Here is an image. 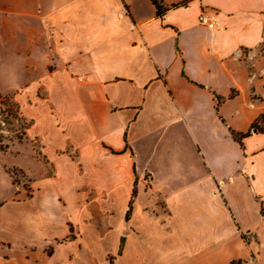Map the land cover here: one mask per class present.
<instances>
[{"label":"crops","instance_id":"obj_1","mask_svg":"<svg viewBox=\"0 0 264 264\" xmlns=\"http://www.w3.org/2000/svg\"><path fill=\"white\" fill-rule=\"evenodd\" d=\"M160 1L159 17L151 0H0V84L32 66L28 137L52 163L105 166L118 256L127 239L162 264H264V207L227 196L264 198V130L229 133L264 114V0ZM134 187L165 213L137 201L126 235L112 219Z\"/></svg>","mask_w":264,"mask_h":264},{"label":"rangeland","instance_id":"obj_2","mask_svg":"<svg viewBox=\"0 0 264 264\" xmlns=\"http://www.w3.org/2000/svg\"><path fill=\"white\" fill-rule=\"evenodd\" d=\"M263 50L253 61L264 64ZM25 67L32 78L38 77L32 66ZM32 78L18 86L0 84V264H162L140 259L141 249L155 254V247L127 239L118 256L119 243L111 237V216L117 215L111 213V180L100 174L107 171L105 166L52 163L37 140L28 137L26 97ZM229 191L227 196L238 206L263 210L264 198L250 197L244 187ZM133 193L125 203V212L130 209L126 223L123 217L112 219L124 226L126 235L139 199L136 187ZM138 203L151 217L165 213L162 199L145 196ZM260 253L264 255V245Z\"/></svg>","mask_w":264,"mask_h":264},{"label":"trees","instance_id":"obj_3","mask_svg":"<svg viewBox=\"0 0 264 264\" xmlns=\"http://www.w3.org/2000/svg\"><path fill=\"white\" fill-rule=\"evenodd\" d=\"M152 4L154 5L155 9H156V12H157V15L160 17L162 16L163 12L165 11L163 6H162V3L160 0H151ZM264 123V114L263 115H260L256 121L251 125L250 129L248 132L246 133H238L232 129H229V133L233 139V141H235L236 143L239 144L240 147L243 146L242 144V140L246 137H248L250 135V133L252 131H257V132H260L262 130H264V128H260V124H263ZM134 194V193H133ZM134 197V196H133ZM130 212V209L127 211L126 213V217L125 219L128 220V213ZM122 243H123V239L121 240V245H120V249H119V254L122 250Z\"/></svg>","mask_w":264,"mask_h":264},{"label":"built area","instance_id":"obj_4","mask_svg":"<svg viewBox=\"0 0 264 264\" xmlns=\"http://www.w3.org/2000/svg\"><path fill=\"white\" fill-rule=\"evenodd\" d=\"M198 23L200 25L206 26L209 29H211L213 27L212 20L210 18L206 17L205 15H200L198 17Z\"/></svg>","mask_w":264,"mask_h":264}]
</instances>
